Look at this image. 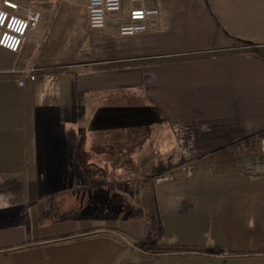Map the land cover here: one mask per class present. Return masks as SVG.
Masks as SVG:
<instances>
[{"label": "crops", "instance_id": "crops-1", "mask_svg": "<svg viewBox=\"0 0 264 264\" xmlns=\"http://www.w3.org/2000/svg\"><path fill=\"white\" fill-rule=\"evenodd\" d=\"M10 1L41 17L0 48V264H264V0H144L127 36Z\"/></svg>", "mask_w": 264, "mask_h": 264}, {"label": "built area", "instance_id": "built-area-1", "mask_svg": "<svg viewBox=\"0 0 264 264\" xmlns=\"http://www.w3.org/2000/svg\"><path fill=\"white\" fill-rule=\"evenodd\" d=\"M124 0H86L87 25L90 29H104L111 19H120L118 33L121 36L135 35L147 31L151 18L158 16L156 8L142 7L144 0H125L134 7L124 17H119ZM18 4L4 0L0 3V48L17 54L25 41L29 30L35 28L40 20V13L25 9L22 14ZM13 13V14H12ZM31 69L29 72H33ZM34 80L33 75H28ZM22 87L24 78L16 80Z\"/></svg>", "mask_w": 264, "mask_h": 264}, {"label": "trees", "instance_id": "trees-1", "mask_svg": "<svg viewBox=\"0 0 264 264\" xmlns=\"http://www.w3.org/2000/svg\"><path fill=\"white\" fill-rule=\"evenodd\" d=\"M197 57H202L201 55L195 56L192 58H197ZM61 71L60 69H47L44 70L46 73H57ZM153 226H151V229ZM128 248L136 252L142 256L146 257H158V256H163V255H169L172 253H187V252H192V253H203L202 250L200 249H185V248H177V247H163V246H158V245H148L146 243H130L126 242Z\"/></svg>", "mask_w": 264, "mask_h": 264}, {"label": "rangeland", "instance_id": "rangeland-1", "mask_svg": "<svg viewBox=\"0 0 264 264\" xmlns=\"http://www.w3.org/2000/svg\"><path fill=\"white\" fill-rule=\"evenodd\" d=\"M2 1H4V0H0V3H2ZM17 4V3H16ZM19 5V4H18ZM19 7H20V11H21V13L20 14H22L23 12H24V10L25 9H29V10H33V11H36L35 9H34V7H30V5H28V6H24V5H19ZM37 12H39V11H37ZM40 13V12H39ZM13 14V13H12ZM40 17H41V15H40ZM40 21V20H39ZM39 23V22H38ZM38 25V24H37ZM260 143H261V145H263L264 146V133L263 134H261V138H260ZM79 212H80V210L78 211V213L77 214H79Z\"/></svg>", "mask_w": 264, "mask_h": 264}]
</instances>
